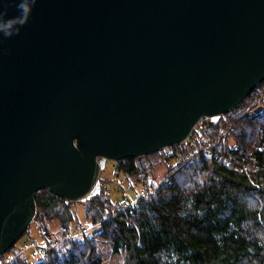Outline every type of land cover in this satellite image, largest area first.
Masks as SVG:
<instances>
[{"label": "water", "instance_id": "water-1", "mask_svg": "<svg viewBox=\"0 0 264 264\" xmlns=\"http://www.w3.org/2000/svg\"><path fill=\"white\" fill-rule=\"evenodd\" d=\"M0 9V256L31 223L38 189L93 195L105 160L186 141L264 80V0Z\"/></svg>", "mask_w": 264, "mask_h": 264}, {"label": "trees", "instance_id": "trees-1", "mask_svg": "<svg viewBox=\"0 0 264 264\" xmlns=\"http://www.w3.org/2000/svg\"><path fill=\"white\" fill-rule=\"evenodd\" d=\"M259 85L246 99H261L264 106V80ZM239 114L232 110L216 121L200 122L203 130L193 137L200 149L211 146L207 154L199 149L187 156L188 142L168 146L166 153L177 161L168 166L163 184L148 169L151 153L113 161L115 170L128 177L140 160V183L148 194L128 208L114 210L103 196V178L100 192L86 200L38 189L27 229L34 224L45 244L35 255L33 248L22 253L13 245L0 264H101L99 241L110 242L112 253H123L120 264H264V113L251 121ZM222 125L232 130L218 142ZM77 201L85 206L81 220ZM53 220L60 236L55 240L47 225ZM82 228L92 231L72 235Z\"/></svg>", "mask_w": 264, "mask_h": 264}, {"label": "rangeland", "instance_id": "rangeland-1", "mask_svg": "<svg viewBox=\"0 0 264 264\" xmlns=\"http://www.w3.org/2000/svg\"><path fill=\"white\" fill-rule=\"evenodd\" d=\"M260 87L261 86L258 85V88ZM246 100H249V99H245V101ZM246 103L242 105V107H244ZM237 113H240V112H237ZM199 128H200L199 129L200 131L203 130L202 125H200ZM196 134L197 133H195L194 135L197 138ZM198 137H200V135ZM195 141H197V139ZM198 148L199 147L196 142V149ZM167 151H168V148L165 147L160 150L151 152V154L153 155L151 157H148V159L150 158L149 163H148V169L149 171H151L150 174L153 176L154 179H156L157 183H159V181L161 180H162L161 181L162 183L165 179L168 178L167 176L165 179H163L164 176L169 173L170 169L168 166L177 161L176 159L172 158V156L169 153H166ZM179 154L182 155V153H179ZM113 161L115 162V160H105L104 167L99 172L98 180L99 178L100 179L103 178L102 184L105 187V193H106V195L103 194V196H105V198L113 202L114 210H117L118 203L120 201L124 199H136L138 195L142 193L140 191L141 190L144 191V189L141 187V183H140L141 172L139 174L140 170L138 166L140 164V160H138L139 162L135 161L133 163L132 174L128 177H125L122 172H118L115 170ZM100 190H101V186H100ZM90 196L85 197L83 200L88 199ZM74 207L76 208V212L78 213L77 215L78 220L83 219L82 218L83 212H85L84 204L80 201H77V202H74ZM47 225H48V232L51 235V238H53L54 240L57 238H60L58 234V222L56 220H53L49 222ZM75 228H76L75 225H73L71 229H75ZM86 229L88 230L84 234L88 232L91 233L92 228L91 229L86 228ZM26 240H28L30 243H33L34 240H36L39 246L36 247L37 249H32L31 246L24 247ZM44 244H45V240L43 239V236L41 235L39 229L34 224H31L30 227L23 233V235L17 239L14 245L16 247H19L20 248L19 252H22V253H24L26 249L31 248L32 251H34L33 255H35V251H38L39 248H42ZM98 248H99V253L101 255V258H102L101 264H120L121 261L123 260V253L122 252L118 254L112 253L111 243L108 241H99ZM9 253L10 252L7 251L3 253V255L10 256ZM27 253L29 254L30 251H28ZM0 262H1V259H0Z\"/></svg>", "mask_w": 264, "mask_h": 264}, {"label": "built area", "instance_id": "built-area-1", "mask_svg": "<svg viewBox=\"0 0 264 264\" xmlns=\"http://www.w3.org/2000/svg\"><path fill=\"white\" fill-rule=\"evenodd\" d=\"M262 98V97H261ZM235 112H240L241 114L240 117H245L247 120L251 121L255 118H258L259 116H261L263 113H264V106L261 102V99H258L256 100L255 102H251L250 99L247 100V103L244 107H242V104L239 105L238 107H236L234 109ZM200 123L199 124H196L194 126V129H193V132L190 134V136L186 139V141L182 142V143H189L190 144V147H191V150L189 151V153L187 154V156H191L193 154V152H198L200 151L201 149L205 152V154L209 153L208 151L210 150L211 146L209 147H203L200 149V147L198 149H196V142L195 140L193 139L192 136H194V134L196 132H199L200 130ZM232 130V125H225V126H222L220 129H219V138H218V142H224V140L226 139L227 135L230 133V131ZM192 137V138H191ZM191 138V139H190ZM200 149V150H199ZM195 150V151H194ZM178 155L179 152H177ZM168 179H165L161 184L165 183ZM138 197L136 199H124L122 201H120L118 203V210H122V209H125V208H128L132 205H135V203L137 202V200L142 197V196H146L148 193L146 190H141ZM87 231L86 228H82V229H79V230H73V234L74 236L76 235H81V234H84L85 232ZM26 246H31L33 249H36V247L39 246L38 242L36 240H34L33 243H30L28 240H26V243L24 244V247Z\"/></svg>", "mask_w": 264, "mask_h": 264}, {"label": "clouds", "instance_id": "clouds-1", "mask_svg": "<svg viewBox=\"0 0 264 264\" xmlns=\"http://www.w3.org/2000/svg\"><path fill=\"white\" fill-rule=\"evenodd\" d=\"M2 11H3V9H0V12H2ZM17 11H18V12H23V11H26V10H24V9H22V8H20V7H18V8H17ZM14 19H15V17H14ZM8 23L10 24L11 21H9ZM0 26H2V25H0ZM244 101H245V100H244ZM244 101H243V102H244ZM242 104H243V103H242Z\"/></svg>", "mask_w": 264, "mask_h": 264}, {"label": "bare ground", "instance_id": "bare-ground-1", "mask_svg": "<svg viewBox=\"0 0 264 264\" xmlns=\"http://www.w3.org/2000/svg\"><path fill=\"white\" fill-rule=\"evenodd\" d=\"M251 101V100H250ZM262 118V117H261ZM257 119H259V118H257Z\"/></svg>", "mask_w": 264, "mask_h": 264}]
</instances>
